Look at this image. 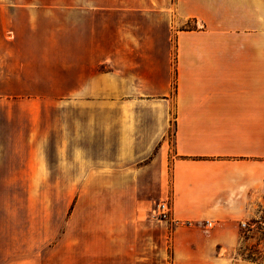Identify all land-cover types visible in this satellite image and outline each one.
<instances>
[{
    "label": "crops",
    "instance_id": "0c3cea01",
    "mask_svg": "<svg viewBox=\"0 0 264 264\" xmlns=\"http://www.w3.org/2000/svg\"><path fill=\"white\" fill-rule=\"evenodd\" d=\"M60 3L62 87L108 100L73 102L79 111L72 118L63 112L59 181L47 178L44 155L32 148L34 105H25L34 115L32 133L0 135V142L19 144L0 146L16 162L0 157V165L8 164L0 168V264H35L38 162L43 187L60 184V202L51 199L39 212H50L40 223L48 242L60 222L62 264L70 248L89 255L78 264H264L238 254L242 224L264 206V0ZM52 8L53 0H0V62L7 45L19 52L30 44L41 31L36 12L46 22ZM22 142L33 158L23 166ZM155 151L171 169V196L169 186L162 191L172 203L165 224L145 223L140 212V180L150 166L141 163ZM70 153L80 176L91 179L83 177L84 189L93 197L99 190L101 198L92 214L84 204L76 246L70 220L81 200L70 212L63 193ZM89 221L96 222L90 233Z\"/></svg>",
    "mask_w": 264,
    "mask_h": 264
},
{
    "label": "rangeland",
    "instance_id": "374dc122",
    "mask_svg": "<svg viewBox=\"0 0 264 264\" xmlns=\"http://www.w3.org/2000/svg\"><path fill=\"white\" fill-rule=\"evenodd\" d=\"M60 0H53L52 19L49 20L47 13V21L45 22L42 13L36 12L34 25L41 27V31L36 33L29 45H21L19 52H13L10 45H7L4 54V60L0 62V67L3 71V76H0V89H4V92H0V135H5L9 139V136L16 134L20 128L22 133H32L33 128L29 131L30 119L34 116L31 111L25 109V105H31L36 109L35 119L37 121V135L36 142L33 143L37 154H43L47 163V178L53 177V179L60 177V148H61V123L62 114L68 113L69 118L74 117V113L79 111L76 109V105L73 102H93L99 100H108V95H99L94 93H67L62 87V73L66 67V55L62 46L61 39V10ZM46 27L47 33L44 32L43 27ZM51 28L49 34L48 28ZM6 29V38L8 41H12L10 33ZM13 52V53H12ZM68 104V105H67ZM32 126V125H31ZM168 138L170 143L173 138V126L168 132ZM5 145L9 147L12 144L19 145L18 143H10L8 141L0 142V146ZM21 151L24 156L21 157V164L23 166L25 161L29 159V153L26 151L28 147L24 146V142L20 143ZM27 144V143H26ZM0 147V157L6 155L7 161L13 162V158L9 152H4ZM12 149V148H11ZM10 149V150H11ZM69 184L67 192V200L69 205V211L75 206L78 200H81V206L75 208L76 216L70 220V244L76 246L77 233H84L82 225H84L83 209L84 204L88 206V213L93 212L94 203H99L100 196L93 197L91 189H84L82 184L83 177L88 175L80 174L77 172L76 167L79 166V162L75 160L70 153L69 158ZM150 165L147 171L142 174V179L139 185V196L142 200L140 212L143 215L145 223H150L152 220L159 224H165L163 221L156 219L154 211L157 208L160 199L165 196L163 189L168 186L169 194L171 196V169L170 163L162 161V159L154 152L147 160L141 163ZM38 174V187L36 191L37 198V239L36 249L31 248L30 258L35 264H62L60 248H59V233L60 222H58L57 234L54 233V240L47 241L49 236L48 228L44 225H40L43 221L49 222V216L45 212H39V209H43L44 205L50 206L51 199H53L54 205L60 202L61 190L60 184L56 185L51 183L45 188L43 187L45 181L44 173L41 171L39 162L36 165ZM0 168L7 170L8 164L0 165ZM163 173L161 175V170ZM44 177V178H43ZM46 178V180H47ZM90 179V177H88ZM168 179V182H167ZM91 180V179H90ZM163 181V184H162ZM168 183V184H167ZM167 185V186H166ZM99 188V187H98ZM93 199L94 202H93ZM106 201V198H102ZM55 208V207H54ZM80 216H77V214ZM81 217V219H79ZM91 220V219H90ZM86 222V231L90 233L94 226V221ZM89 226V227H88ZM151 230V228H148ZM242 243L241 248L238 250V254L251 255L264 261V206H262L256 213V216L252 218L248 223L242 224ZM142 256H150L148 261L156 260L151 259V254ZM88 254L85 258L88 259ZM165 258H169V251H165ZM84 258L83 254H78L75 248H70V254L68 262L63 260L64 264H78Z\"/></svg>",
    "mask_w": 264,
    "mask_h": 264
},
{
    "label": "built area",
    "instance_id": "2783aa9c",
    "mask_svg": "<svg viewBox=\"0 0 264 264\" xmlns=\"http://www.w3.org/2000/svg\"><path fill=\"white\" fill-rule=\"evenodd\" d=\"M172 203L169 195H165L160 199L157 208L154 211V215L157 220L168 222L171 220ZM206 225L212 226V223L207 221Z\"/></svg>",
    "mask_w": 264,
    "mask_h": 264
},
{
    "label": "trees",
    "instance_id": "16d2710c",
    "mask_svg": "<svg viewBox=\"0 0 264 264\" xmlns=\"http://www.w3.org/2000/svg\"><path fill=\"white\" fill-rule=\"evenodd\" d=\"M243 256L250 259V260H253V261H261L259 258H256V257L251 256V255H243ZM261 262H264V261H261Z\"/></svg>",
    "mask_w": 264,
    "mask_h": 264
}]
</instances>
